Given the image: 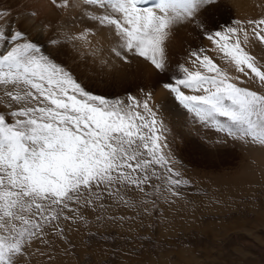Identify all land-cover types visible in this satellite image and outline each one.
Here are the masks:
<instances>
[{
  "label": "snow or ice",
  "instance_id": "snow-or-ice-1",
  "mask_svg": "<svg viewBox=\"0 0 264 264\" xmlns=\"http://www.w3.org/2000/svg\"><path fill=\"white\" fill-rule=\"evenodd\" d=\"M83 3L97 6V11L110 5L118 14L105 11L91 17L94 24L112 31L115 57L124 62H130V56L142 57L161 76L170 70L171 37L178 27L193 25L218 45L237 72L258 78L259 89L241 86L247 81L197 52L192 55L199 64L215 74L181 66L185 75L174 82L169 77L162 87L202 127L225 134L214 143H226L225 137H231L264 146V65L245 50L246 29L224 27L216 19L224 7L221 0H158L154 8L140 7L143 0ZM248 23L264 44V19ZM72 39L87 42L83 34ZM0 40L14 44L0 54V86L18 105L0 112V264H19L35 241L47 243L46 229H56L51 234L64 237L60 222L82 219L84 208H104L106 199L134 206L124 199V192L129 187L144 192L145 185L151 186L154 165L171 174L168 183L173 187L166 189L171 196L180 195L175 189L187 181L171 178L181 175L168 166L178 161L169 143H158L167 128L148 100L141 104L129 97L132 103H125L92 93L77 71L78 57L57 39L49 37V46L42 48L46 41L0 27ZM180 86L200 94L186 95ZM147 96L151 99L150 93ZM162 148L168 152L161 154Z\"/></svg>",
  "mask_w": 264,
  "mask_h": 264
},
{
  "label": "rangeland",
  "instance_id": "rangeland-1",
  "mask_svg": "<svg viewBox=\"0 0 264 264\" xmlns=\"http://www.w3.org/2000/svg\"><path fill=\"white\" fill-rule=\"evenodd\" d=\"M180 87L186 95L195 94ZM0 99L6 106L12 104L0 112L18 107L4 95L3 86ZM189 114L186 123L196 124L197 129L183 131L184 136L175 131L170 134L166 127L158 142L169 143L178 161L168 166L181 175L171 178L187 181L176 187L178 197L166 190L173 187L168 183L171 174L154 165L156 176L151 186L145 185L144 192L133 187L124 192V199L134 206L106 199L104 208L82 209V219L60 222L64 237L52 235L56 229H46L50 233L47 243L35 241L19 264H264V178L240 176L236 179L245 181L233 180L237 168L251 159L249 151L231 137H225L227 142L218 148L224 152L183 143L188 135L197 140L225 136L213 132L212 126L202 127L194 114ZM174 140H180L179 149ZM167 152V148L161 149V154ZM217 153L223 156L216 159Z\"/></svg>",
  "mask_w": 264,
  "mask_h": 264
},
{
  "label": "bare ground",
  "instance_id": "bare-ground-1",
  "mask_svg": "<svg viewBox=\"0 0 264 264\" xmlns=\"http://www.w3.org/2000/svg\"><path fill=\"white\" fill-rule=\"evenodd\" d=\"M157 3L158 0H143L140 7L154 8ZM221 3L224 7L216 19L224 27L246 29L249 43L245 44L244 48L257 58L259 64L264 65V44H261L253 36L254 25L248 23L264 19V0H221ZM65 4L68 6H63ZM96 8L95 5L86 6L83 0H0V27L10 28L12 32L22 30L27 33L30 39L39 38L46 41L40 45L42 48L49 46L47 43L49 37L57 39L66 46L67 51L78 57L75 62L79 64L77 71L79 74H83V82L92 93L101 95L110 101L119 100L125 103H132L129 97L138 99L141 104L148 100L150 107L157 111V116L165 121V127L171 129L169 130L170 134L175 131L180 135V132L185 133L183 131L197 129V125L186 123L190 120L191 115L176 103L174 94L162 87L163 81L171 77L174 82L176 78L183 77L185 73L181 66L188 68L190 72L200 71L206 75L215 74L208 73L207 69L202 67L196 57L192 55L193 52H197L201 57L207 55L219 68L226 70L230 75L240 76L241 80H246L247 82L241 86L252 90L259 89L258 78L249 79L237 72L229 58H224L218 50V45L207 40L193 25L178 27L168 42L167 58L170 70L165 76H161L151 63L142 57L130 56V62H124L115 57L111 51L113 47H117L112 31L94 24L91 19L94 15L105 11L110 15L118 14L111 11L110 5L99 11L95 10ZM236 21H240L241 24L237 25ZM82 34L86 37L87 42L82 39H72V37H80ZM239 35L243 41V33ZM233 39L228 41L229 46ZM13 46L14 44L11 42L0 40L1 53ZM251 75L254 77V74ZM183 90L186 93L200 94L184 88ZM148 93L151 94V99H148ZM1 110H9V108L0 99ZM140 111L143 109L141 108ZM186 126L190 127L185 128ZM183 135L186 136V133ZM218 138L220 137L210 135L199 137L200 140H197L198 138L192 139L191 135H188L187 139H182V142L195 145L199 149L214 148L216 149L214 153L224 152L218 148L223 147L225 143H214ZM170 139L172 140L171 137ZM233 140L239 143L245 151H249L247 156H250L251 159V161H244L241 168H237L233 174V180L238 183L245 181L243 178L236 179L240 176L264 178V146H260L258 143ZM174 142L179 149L180 140H174ZM203 142H209L210 145L205 147L202 145ZM220 156L223 154H215L216 159ZM235 164L239 165L240 163Z\"/></svg>",
  "mask_w": 264,
  "mask_h": 264
}]
</instances>
